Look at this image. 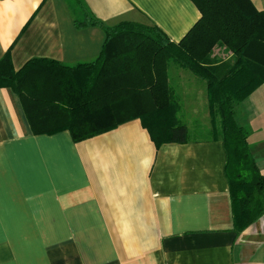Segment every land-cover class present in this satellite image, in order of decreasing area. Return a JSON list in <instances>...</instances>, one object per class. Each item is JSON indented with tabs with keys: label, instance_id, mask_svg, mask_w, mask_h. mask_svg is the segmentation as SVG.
Masks as SVG:
<instances>
[{
	"label": "crops",
	"instance_id": "obj_1",
	"mask_svg": "<svg viewBox=\"0 0 264 264\" xmlns=\"http://www.w3.org/2000/svg\"><path fill=\"white\" fill-rule=\"evenodd\" d=\"M89 17L180 42L202 14L192 0H0V60L91 63L105 32L78 27ZM180 70L184 110L210 121L206 82ZM238 107L264 174V84ZM226 163L215 136L158 148L140 119L79 143L36 135L19 95L0 88V264H264V217L235 231Z\"/></svg>",
	"mask_w": 264,
	"mask_h": 264
},
{
	"label": "trees",
	"instance_id": "obj_2",
	"mask_svg": "<svg viewBox=\"0 0 264 264\" xmlns=\"http://www.w3.org/2000/svg\"><path fill=\"white\" fill-rule=\"evenodd\" d=\"M202 17L180 42L157 27L89 17L78 27L105 32L98 58L66 66L34 58L20 70L11 51L0 60V88L17 93L36 135L69 131L79 143L140 119L158 148L197 139L182 121L184 106L171 87L170 62L206 82L217 140L223 142L234 229L239 234L264 217V174L250 149L236 107L264 84V10L251 0H192ZM218 47L226 55H214Z\"/></svg>",
	"mask_w": 264,
	"mask_h": 264
},
{
	"label": "rangeland",
	"instance_id": "obj_3",
	"mask_svg": "<svg viewBox=\"0 0 264 264\" xmlns=\"http://www.w3.org/2000/svg\"><path fill=\"white\" fill-rule=\"evenodd\" d=\"M221 51L218 52V55H220L222 57L224 55H226V53H224L223 50H221ZM170 63H171V65L169 68V74L171 76L170 82H172L171 87L174 89L175 93L180 98L182 105L184 106V103L182 102L181 95H180V84H181L180 82H182V80H181L180 75L178 73L179 71H181L180 70L181 67H179L177 64L175 65V63H173V62H170ZM183 71L186 72V74L188 76H190V75L194 76L190 71H188L186 69H184ZM195 78H197V77H195ZM196 80L198 82H204L198 78ZM203 102H205V97L203 98ZM183 108H185V107H183ZM239 108L240 107L237 106L236 111L239 110ZM193 110H189V112L183 110V114H182V118H183L182 121L184 123H186L187 125H189V127L191 128V131H190L191 138L193 137L194 139H209V138L214 137L215 134H214V129H213V125L211 123V120L210 121L205 120L204 117L200 113H199L198 118H197L195 111H193ZM199 112H204V114H205L204 106L202 109L199 108Z\"/></svg>",
	"mask_w": 264,
	"mask_h": 264
}]
</instances>
